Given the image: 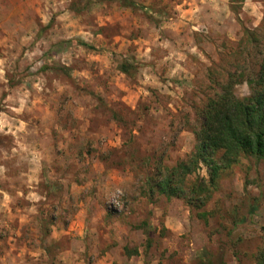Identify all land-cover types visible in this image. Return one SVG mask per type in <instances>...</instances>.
I'll use <instances>...</instances> for the list:
<instances>
[{
	"label": "rangeland",
	"instance_id": "obj_1",
	"mask_svg": "<svg viewBox=\"0 0 264 264\" xmlns=\"http://www.w3.org/2000/svg\"><path fill=\"white\" fill-rule=\"evenodd\" d=\"M82 1L0 0V264H263L264 160L158 186L250 97L264 0Z\"/></svg>",
	"mask_w": 264,
	"mask_h": 264
},
{
	"label": "trees",
	"instance_id": "obj_2",
	"mask_svg": "<svg viewBox=\"0 0 264 264\" xmlns=\"http://www.w3.org/2000/svg\"><path fill=\"white\" fill-rule=\"evenodd\" d=\"M103 1L118 2L122 6L138 8L135 0H83L82 7L75 9L81 13L91 10ZM133 69L128 61L119 64L120 72L129 74ZM251 95L248 98H238L231 91V85L225 86L221 94L210 99L201 111L203 123L197 134L198 147L189 162H182L167 179L159 183V192L167 197H181L183 189H177L174 178H184L192 174L203 163L210 170L208 188L214 189L218 178L219 168L229 167L237 163L242 156H253L264 160V57L255 81L250 82ZM222 153L221 165L214 160ZM216 167H218L216 169ZM179 173V175L177 174ZM181 180V179H179ZM151 183V181H150ZM154 190V187H152ZM264 264V253L262 255Z\"/></svg>",
	"mask_w": 264,
	"mask_h": 264
},
{
	"label": "crops",
	"instance_id": "obj_3",
	"mask_svg": "<svg viewBox=\"0 0 264 264\" xmlns=\"http://www.w3.org/2000/svg\"><path fill=\"white\" fill-rule=\"evenodd\" d=\"M219 0H212V3L210 4L212 7H215L216 4H218Z\"/></svg>",
	"mask_w": 264,
	"mask_h": 264
}]
</instances>
